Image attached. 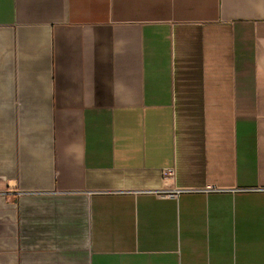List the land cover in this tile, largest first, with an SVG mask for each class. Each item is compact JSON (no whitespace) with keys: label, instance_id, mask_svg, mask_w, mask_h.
I'll return each instance as SVG.
<instances>
[{"label":"crops","instance_id":"obj_1","mask_svg":"<svg viewBox=\"0 0 264 264\" xmlns=\"http://www.w3.org/2000/svg\"><path fill=\"white\" fill-rule=\"evenodd\" d=\"M0 264H264V0H0Z\"/></svg>","mask_w":264,"mask_h":264}]
</instances>
